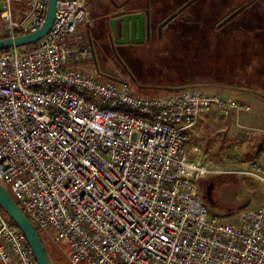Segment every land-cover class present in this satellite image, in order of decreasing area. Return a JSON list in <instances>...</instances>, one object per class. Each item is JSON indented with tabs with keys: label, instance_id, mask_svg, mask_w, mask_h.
Returning a JSON list of instances; mask_svg holds the SVG:
<instances>
[{
	"label": "built area",
	"instance_id": "2783aa9c",
	"mask_svg": "<svg viewBox=\"0 0 264 264\" xmlns=\"http://www.w3.org/2000/svg\"><path fill=\"white\" fill-rule=\"evenodd\" d=\"M46 10L47 0H0V40L36 31ZM91 24L87 0H56L41 39L0 53V185L44 243L67 245L69 264H264V164L227 170L188 150L203 115L251 107L195 87L150 96L99 80L78 34ZM225 174L263 190L233 220L199 193ZM0 264H36L1 210Z\"/></svg>",
	"mask_w": 264,
	"mask_h": 264
},
{
	"label": "rangeland",
	"instance_id": "374dc122",
	"mask_svg": "<svg viewBox=\"0 0 264 264\" xmlns=\"http://www.w3.org/2000/svg\"><path fill=\"white\" fill-rule=\"evenodd\" d=\"M240 1L243 0H230L233 3L231 6L215 8L216 17L223 19L236 9ZM93 2L95 0H87L90 13L97 21L102 12L94 10ZM101 4L104 5V1ZM132 8H136V5ZM153 8V11L160 9L159 6ZM199 10V4H196L186 9V14L183 13L190 17L189 26H180L182 14L161 29L160 38H152L156 36V32L152 31L149 43L129 42L125 45L109 41L106 33L111 31L107 20L103 23L106 33H101L100 38L95 35L96 29L91 31L89 27H80L78 34L84 40L85 36H90L88 41L95 53L90 69L96 72L99 80H124L145 95H162L166 92L155 87L182 85L246 103L251 107L250 112L234 110L224 113L214 110L203 115L190 133L188 150L192 157L227 170L240 169L244 163L251 161L264 164V0H256L219 30L201 25L218 20L212 17L213 11L209 12L207 6L205 11L212 19H204ZM194 13L199 18H192ZM160 20L161 17L154 23ZM192 21L197 25H192ZM208 29V36L202 37L201 31ZM84 44L87 45V41ZM119 45H124V48ZM176 79L178 81L174 86L172 83ZM231 82L235 85L230 88L225 86ZM236 84H247L260 91L255 93L238 89L235 88ZM140 87L154 88L148 92L150 89ZM245 128H249L250 132ZM209 179L211 177L206 181ZM216 179L214 187L204 182L199 188L200 193L211 187V197L215 203L205 204L212 215L233 220L239 211L255 207L261 201L263 190L261 184L254 180L243 176L230 178L233 181L226 177ZM45 245L53 248L48 241ZM55 247L59 250V261L69 264L67 245L59 243Z\"/></svg>",
	"mask_w": 264,
	"mask_h": 264
},
{
	"label": "water",
	"instance_id": "95a60500",
	"mask_svg": "<svg viewBox=\"0 0 264 264\" xmlns=\"http://www.w3.org/2000/svg\"><path fill=\"white\" fill-rule=\"evenodd\" d=\"M194 0H190L185 6L189 5ZM55 4L56 0H47V10L44 23L36 31L16 36L14 38L2 39L0 40V50L5 48H11L13 46H22L33 44L41 39L50 29L54 21L55 14ZM243 7L238 8L231 15H229L223 22H226L238 12L242 10ZM175 14H172L167 19H165L159 26L158 31L160 32L161 26L169 22ZM148 17V15H147ZM146 19V14L143 12H136L132 14H122L120 16L114 17L110 20V31L115 38L116 44H127L130 43H140L143 41L144 37V23ZM118 27L121 30L122 37H118ZM137 33V36H136ZM90 37V36H89ZM88 37V38H89ZM182 89V88H180ZM209 192L210 189L208 188ZM0 207L3 212L15 223L17 228L22 232L25 241L34 257L36 264H52L45 249L43 243L33 225L26 218L22 210L18 207L16 202L11 198L8 192L0 185Z\"/></svg>",
	"mask_w": 264,
	"mask_h": 264
},
{
	"label": "flooded vegetation",
	"instance_id": "af4514ba",
	"mask_svg": "<svg viewBox=\"0 0 264 264\" xmlns=\"http://www.w3.org/2000/svg\"><path fill=\"white\" fill-rule=\"evenodd\" d=\"M190 0H171V3L169 4L167 1L166 5L167 7H165L164 9H162L163 7L161 6L160 9L156 8L155 11H153V6L151 3H152V0H144V7L143 9L140 11V12H143L144 14H146V19H145V25H144V37H143V43H149L152 38H160L161 36V29L163 27L166 26L167 23H169L170 21L176 19L177 17L181 16L183 13H185V10L188 9L190 6H194L196 4H199V11L200 14H202V16L204 17V19H212L210 17H208V12L205 11L206 10V6H207V10H209V12L213 11L212 13V17L215 19V17L217 16L215 11L216 10L215 8H226L227 6H231L233 3L230 2V0H194L193 2H191L189 5L185 6L186 3H188ZM256 0H248V1H240L239 4H237L238 6L236 7V9H234L233 11L229 12V14L227 16H225L223 19H218L219 17H216L217 18V22H203V24L201 25H204V27H208L209 29L211 28V26L214 28V30H219L221 27H223L224 25H226L228 22H230L234 17H236L239 13L243 12L244 10L243 9H247L250 7V5ZM109 4L110 5V9L103 7V6H99V8L101 10H98V12H102L98 19L100 20H97L95 21L96 19L93 18L92 14H91V18H92V24L90 25L89 27V30L93 31L94 29H96V36L97 38H100V35L101 33L105 34L106 31L104 30V27H103V23H106V20L108 22V26H110V20L114 17H117V16H120L122 14H132V13H136L137 11L135 10L134 12L131 11V12H128L127 11V8H132L130 7L128 4H129V1H119V0H108ZM161 3H163L162 1H160ZM196 2V3H195ZM195 3V4H194ZM129 6V7H128ZM240 7H243L242 10L240 12H238L235 16H233L232 18H230L229 20H227L226 22H223L229 15H231L234 11H236L238 8ZM165 9H168V10H165ZM161 11V12H159ZM168 11V12H167ZM170 11V12H169ZM206 12V13H205ZM172 14H175V16L169 21L167 22L166 24H164L163 26H161L160 28V32L158 31V26L165 20L167 19L169 16H171ZM186 14V13H185ZM148 15V17H147ZM184 15V14H183ZM202 16H200L202 18ZM159 17H161V20L159 21V23L155 24V20H157ZM192 18H199L198 15H196V13H194V15L192 16ZM190 17H186L185 15L183 17H181V20H180V23L181 24L180 26L181 27H184V26H189L188 24H190ZM96 22V23H94ZM193 22V21H192ZM95 24V25H94ZM197 25L195 22L192 23V25ZM155 26V28H154ZM206 30V31H201V36L202 37H206L208 36L207 32L209 31ZM88 30V33L90 32ZM152 31H155L156 32V36L152 37L151 38V34H152ZM200 32V31H199ZM106 37L109 39V41H115V38H114V35L112 34V31L111 33L107 31L106 33ZM118 34H119V38L122 37V34H121V30H119V27H118ZM197 34H193V36H196ZM136 36H137V33H136ZM180 37V35L178 36ZM92 38V37H91ZM87 39L88 38V35H87ZM129 43V42H128ZM125 44V45H128ZM130 45V44H129ZM119 46H122L124 48V45H119ZM126 51V50H124ZM216 178H218V176H214V177H211V179H209V181L206 179H203L205 181H203V184L204 182H209L210 185L209 186H213L214 187V183L215 181L217 180ZM211 187H210V191L208 192L207 190L206 191H201L200 192V198L201 200L204 202V203H207V204H214L215 202L213 200H215L213 198V196L211 197Z\"/></svg>",
	"mask_w": 264,
	"mask_h": 264
},
{
	"label": "trees",
	"instance_id": "16d2710c",
	"mask_svg": "<svg viewBox=\"0 0 264 264\" xmlns=\"http://www.w3.org/2000/svg\"><path fill=\"white\" fill-rule=\"evenodd\" d=\"M255 2V1H254ZM253 2V3H254ZM196 3V2H195ZM194 3V4H195ZM252 3V4H253ZM143 7H144V5L142 4L141 6H136V8H127V11L128 12H131V11H137V12H140L142 9H143ZM165 7H163L162 9H164ZM165 10H167V9H165ZM244 11H245V9H243ZM238 15H240V13L238 14ZM237 15V16H238ZM199 33V32H198ZM198 33H197V35H198ZM17 36L18 35H20L19 33H17L16 34ZM10 50V48H5V49H2V50H0V53H3V52H7V51H9ZM170 80H172V79H170ZM174 80V79H173ZM177 81H178V79H176V82L175 83H172L174 86H176V83H177ZM232 83V82H231ZM226 83L225 84V86H227V87H231V86H233V85H235V83ZM172 86V85H171ZM182 86V85H181ZM167 87V88H163V87H155V88H159V89H163V90H166V92L165 93H168V92H173V91H176V90H179L180 88H186L185 86H182V87ZM140 88H146V89H150V90H148V92H150V91H152L153 90V88L154 87H140ZM235 88H238V89H242V90H247V91H254L255 93H258L260 90L259 89H256V88H251L250 86H248L247 84H236V87ZM165 93H163V94H165ZM147 95H150V96H154V95H151V94H147ZM235 175H233V174H225V175H221V176H218V178H222V177H226V178H229V181H233V180H230V178H232V177H234ZM203 181H205V180H201L200 181V183H199V188L202 186V184H203ZM0 210L1 211H3L2 209H1V207H0ZM5 214V213H4ZM6 215V214H5ZM6 217H7V219H8V222H9V224L11 225V226H14V227H16L17 228V226L15 225V223L6 215ZM42 241V240H41ZM42 243H43V246H44V249H45V251H46V253H47V247H46V245H45V243L42 241ZM47 255H48V253H47Z\"/></svg>",
	"mask_w": 264,
	"mask_h": 264
},
{
	"label": "crops",
	"instance_id": "0c3cea01",
	"mask_svg": "<svg viewBox=\"0 0 264 264\" xmlns=\"http://www.w3.org/2000/svg\"><path fill=\"white\" fill-rule=\"evenodd\" d=\"M104 1V5L106 6V8H108V9H110L109 7H110V5H108L109 4V2H108V0H95V2H93L92 3V6L95 8L94 10L96 11V10H99L100 8H97V6L99 5V4H101V2H103ZM119 1H129V6L130 7H133L134 6V4L136 5V6H141L142 4H144V0H119ZM160 1H162L163 3H161ZM170 4L171 3V0H152V5L153 6H155V7H157V6H159V7H167V6H165L166 5V3L167 2ZM97 5V6H96ZM104 5H100V6H103V7H105ZM128 6V7H129ZM99 7V6H98ZM101 10V9H100ZM53 248H51V247H48L47 248V253H48V257H49V259H50V261H51V263L52 264H64V261H59L60 260V256L58 255L59 254V250H58V248L57 247H55V246H52ZM67 256H68V254H67ZM68 258V257H67ZM66 262V261H65Z\"/></svg>",
	"mask_w": 264,
	"mask_h": 264
}]
</instances>
